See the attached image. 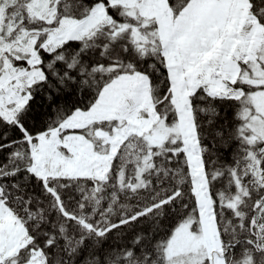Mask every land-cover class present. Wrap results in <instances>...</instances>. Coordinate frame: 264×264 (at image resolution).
I'll return each mask as SVG.
<instances>
[{"label": "snow or ice", "instance_id": "obj_1", "mask_svg": "<svg viewBox=\"0 0 264 264\" xmlns=\"http://www.w3.org/2000/svg\"><path fill=\"white\" fill-rule=\"evenodd\" d=\"M0 264H264V0H0Z\"/></svg>", "mask_w": 264, "mask_h": 264}]
</instances>
